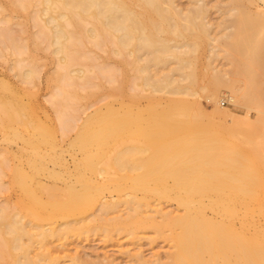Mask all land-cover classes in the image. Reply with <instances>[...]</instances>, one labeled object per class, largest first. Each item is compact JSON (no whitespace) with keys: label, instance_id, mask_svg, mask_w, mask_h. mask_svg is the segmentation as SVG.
Instances as JSON below:
<instances>
[{"label":"bare ground","instance_id":"obj_1","mask_svg":"<svg viewBox=\"0 0 264 264\" xmlns=\"http://www.w3.org/2000/svg\"><path fill=\"white\" fill-rule=\"evenodd\" d=\"M235 1L254 3L257 12L261 11L260 3L264 4V0ZM190 2L197 10L184 14L186 28L181 29L176 22L181 14L172 12L176 9L175 0L42 1V13L48 17L45 24L51 27L54 53L62 55L60 58L67 62L68 41L72 36L66 28H78L86 21L94 26L90 31L91 38L114 37L123 49L134 43V53L145 52V58L138 57L144 62L139 71L144 86L151 89L150 98L154 105L141 114V134L153 143L155 150L148 157V164L143 163L140 169L156 179L168 175L176 182L170 188L161 183L154 187L143 185L140 187L143 189L142 196H139L133 192L139 185H124L111 178L110 183L101 186L103 190L110 189V201L101 202L95 193L100 188L80 174L78 182L81 190L69 187L65 193L68 200L57 198L53 191H50L51 199L38 200L46 211L43 216L34 215L33 220L40 222L38 225H33L32 220L24 222V218L18 215L8 218L0 210V256L6 261L11 264H52L56 258L49 247L50 239L61 241L64 230L70 229L72 224L94 222L106 231L110 227V230L130 234L138 229H153L157 235L166 236L173 243L165 261L161 258L149 261L141 253L129 255L127 252L130 264H264V224L261 221L264 216V185L257 172L244 165L233 168L234 160L226 157L229 148L222 136L196 134L167 143V132L183 129L196 121L225 119L237 125L238 130L245 131L255 130L256 126L248 115L240 117L218 105L207 113L199 100L191 101L195 86L191 79L195 73L188 56L197 45L187 42L181 46L173 45L161 36L169 30L174 34L179 32L180 38H185V33L206 35L208 21L204 10L206 4L203 5L206 0ZM132 6L155 15L158 22L152 20L150 25L145 24L143 19L148 14L135 13ZM54 11L56 16L52 15ZM238 24L241 26L237 44L241 52L239 75L244 85L235 89L228 80H223L220 73L212 71L207 91L209 98H216L222 94L221 88L227 87L232 94L229 97L232 105L250 109L256 102L251 93L260 78L257 69L261 67L260 55L253 45L256 40L264 39V11L253 16L242 10ZM256 26L263 27L257 31L249 29ZM242 27L248 28L243 30ZM152 65L159 68L163 65L155 76H151L149 71ZM23 78L32 79L33 72L26 71ZM1 86L3 88L0 89L7 90L6 85ZM15 97L12 95L10 102L7 98V101L0 99V107L5 111L0 114L6 115L0 117V131H9L14 124L26 130L32 129L33 133L24 139L34 155L29 157L28 162L33 168L43 167L45 158L40 155L41 147L53 142L52 135L34 116L27 114L26 106L18 96ZM125 126L123 117L113 116L110 108L105 113H96L79 130L73 141L75 144H71L76 145L74 147L83 155L76 167L93 171L98 163L103 162L108 167L127 169L132 154L120 144L125 136ZM13 136L15 139L24 138L18 130L13 132ZM111 149L115 150L112 154ZM232 170L236 174H232ZM17 176L18 185L26 189L25 180L29 176ZM33 197L36 195L33 194ZM165 201L174 203L182 214L167 211ZM98 204L97 211L88 215L89 209ZM122 211L126 212L125 215L121 214ZM68 218L72 220L68 221ZM108 264L116 263L110 260Z\"/></svg>","mask_w":264,"mask_h":264},{"label":"rangeland","instance_id":"obj_2","mask_svg":"<svg viewBox=\"0 0 264 264\" xmlns=\"http://www.w3.org/2000/svg\"><path fill=\"white\" fill-rule=\"evenodd\" d=\"M42 1L0 0V88H3L2 84L7 87V90L0 89V99H8L10 102L14 98L12 95H16L15 98L18 96L24 107L26 106L27 114L34 116V119L45 126L53 141L44 144L41 151L39 150L46 160L42 161L43 167L36 169L29 165L28 161L34 155L32 149L24 142V139L33 133L32 129L26 130L23 126L14 124L13 129L0 131L2 214L8 218L18 215L24 218V222L32 220L33 225H38L40 222L33 220L34 215L46 214L38 200L51 199L50 191H53L57 198L68 200L65 193L69 187L81 190L78 182L80 174L100 188V191L95 193L101 202L110 201V189L103 190L101 186L110 183L111 178L124 185H139V188L135 187L133 191L139 196H142L143 189L140 187L143 185L154 187L161 183L167 188L172 187L176 182L174 178L166 175L162 179H156L140 169L143 163L148 164L147 159L155 150L153 143H149L141 134V114L154 105L150 98L151 89L144 86L139 71L144 62L138 57L145 58V52L134 53V43L123 49L114 37L108 38L104 35L98 36L100 39L91 38L89 35L94 26L86 21L78 28H66L73 38L68 41L70 49L67 50V62L60 58L62 55L54 53L55 48L50 37L51 27L45 24L48 17L42 13ZM26 4L27 7H24ZM175 4L176 9L172 12L181 14L176 22L181 29H185L184 14H192L197 8L190 0H175ZM205 4L207 36L203 33H185V38H180L179 32L174 34L171 30L161 36L173 45L181 46L183 42L197 45L188 56L195 73L191 79L195 83L191 101L199 100L207 113H211L218 105L240 117L248 115L251 122L256 124L255 130H238L237 125L226 122L225 119H209L205 122L189 123L180 130H168L167 143L187 139L196 134L222 136L229 148L226 157L234 160L233 168L242 165L248 167L257 172L264 185V39L256 40L253 45L257 47L260 55L261 67L256 68L260 78L251 93L256 102L250 109L232 105L229 100L232 94L227 87L221 88L222 94L216 98H209L207 91L208 77L212 71L220 73L223 80H228L235 89L244 85L239 75L241 52L237 44L241 26L238 24V18L242 10L250 12L253 16L263 12L264 4L260 3L261 11L258 12L256 4L247 1L239 3L235 0H206L203 5ZM131 8L135 13L150 15L144 17L145 24L150 25L152 20L158 22L155 15L144 9L138 6ZM52 15L56 16L57 12ZM261 27L263 26L249 29L257 31ZM166 28L170 29L168 25ZM246 28L248 27H242L243 30ZM160 68L152 65L149 69L151 76H155ZM26 71L33 72L32 79L23 78ZM0 108V113L4 114V109ZM108 108L113 116L123 117L125 121V136L120 144L132 154V158L127 162L129 167L123 171L115 166L108 167L103 162L98 163L93 171L76 167L83 155L75 148L76 145L74 147L71 144H75L73 141L79 130L89 119L96 113L107 112ZM3 114H0V117ZM201 126L203 128H200ZM16 130L22 134L23 140L14 138L13 132ZM114 151L111 149L110 153ZM231 173L236 174L233 170ZM20 174L29 176L25 180L26 189L17 183L16 178L18 179L17 175ZM33 194L36 197H33ZM164 206L167 211L176 215L182 214L174 203L166 202ZM99 207V204L91 207L87 214L95 213ZM41 210L45 213L42 214ZM125 213L122 211L121 214ZM261 221L264 224V216ZM70 227L64 230L61 241L57 238L50 239L49 247L56 258L52 264H108L110 260L116 264H130L129 255L136 253H141L149 261L157 258L165 261L173 246L166 236L157 235L153 229H138L130 234L126 231L110 230V227L106 231L94 222L72 224ZM8 261L0 256V264H11Z\"/></svg>","mask_w":264,"mask_h":264}]
</instances>
